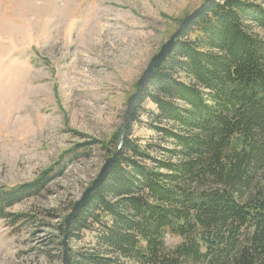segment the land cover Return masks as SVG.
<instances>
[{"label":"trees","instance_id":"1","mask_svg":"<svg viewBox=\"0 0 264 264\" xmlns=\"http://www.w3.org/2000/svg\"><path fill=\"white\" fill-rule=\"evenodd\" d=\"M140 125L171 146L142 144ZM99 144H81L70 160ZM118 144L116 132L100 147L111 157ZM65 168L0 187V219L29 222L8 209ZM169 235L182 241L169 248ZM71 240L85 244L70 247L69 264H264V0H215L177 38Z\"/></svg>","mask_w":264,"mask_h":264},{"label":"rangeland","instance_id":"2","mask_svg":"<svg viewBox=\"0 0 264 264\" xmlns=\"http://www.w3.org/2000/svg\"><path fill=\"white\" fill-rule=\"evenodd\" d=\"M205 2L0 0V187L34 182L66 164L38 195L8 209L29 222L0 219V264H62L59 227L109 158L100 146L119 134L151 59ZM134 136L171 146L145 125ZM94 141L99 146L70 160ZM166 241L173 248L182 238ZM84 244L70 233L69 249Z\"/></svg>","mask_w":264,"mask_h":264},{"label":"water","instance_id":"3","mask_svg":"<svg viewBox=\"0 0 264 264\" xmlns=\"http://www.w3.org/2000/svg\"><path fill=\"white\" fill-rule=\"evenodd\" d=\"M215 0H206V2L196 11L189 14L181 23L179 29L172 34L170 39L163 44L160 51L151 59L149 65L147 66L146 70L144 71L143 75L140 77L137 83V91L129 98L125 119L119 129V144L118 148L115 151L114 155L109 157L103 167L101 168L98 177L93 181L92 185L87 188L81 198L74 203L71 213L68 215L65 221V235L62 241L64 246L63 252V261L62 264H69L70 263V255H69V247H68V239L70 237L72 224L74 219L79 215L83 206H85L92 197L93 191L100 186L106 177L109 175L110 171L114 167L120 150L123 147L125 141V130L129 123L131 122V118L133 113L137 107L138 102L143 93V89L147 85L150 78L154 75L155 69L162 65V63L166 60L169 53L173 50L177 38L180 37L183 31L189 26L190 22L198 16L203 10L209 7Z\"/></svg>","mask_w":264,"mask_h":264},{"label":"clouds","instance_id":"4","mask_svg":"<svg viewBox=\"0 0 264 264\" xmlns=\"http://www.w3.org/2000/svg\"><path fill=\"white\" fill-rule=\"evenodd\" d=\"M165 244H167V241H165Z\"/></svg>","mask_w":264,"mask_h":264},{"label":"bare ground","instance_id":"5","mask_svg":"<svg viewBox=\"0 0 264 264\" xmlns=\"http://www.w3.org/2000/svg\"><path fill=\"white\" fill-rule=\"evenodd\" d=\"M191 22H192V21H191ZM191 22H190V23H191Z\"/></svg>","mask_w":264,"mask_h":264}]
</instances>
